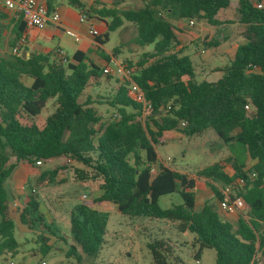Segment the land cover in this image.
Wrapping results in <instances>:
<instances>
[{
  "label": "trees",
  "instance_id": "16d2710c",
  "mask_svg": "<svg viewBox=\"0 0 264 264\" xmlns=\"http://www.w3.org/2000/svg\"><path fill=\"white\" fill-rule=\"evenodd\" d=\"M109 1L114 5L101 8H86L82 0L68 3L104 22V29L93 35L97 45H104L109 33L125 21L135 25L140 45H153L134 64L126 62L136 66L131 80L152 110L141 119L140 105L129 94L130 80L119 76L114 77L113 95L104 98L114 110L108 118L91 106L89 94L83 99L89 85L112 78L92 61L90 49L76 50L63 60L53 52L28 51L25 42L16 54L0 55V255L13 256L19 247L5 181L19 162L35 165L64 158L40 171L33 186L24 187L28 193L19 221L30 229L36 225L51 232L39 212L36 190L44 184L65 183L68 175L90 194L101 191L80 199L68 211V233L57 237L68 244L64 251L68 264H81L82 256L98 254L105 243L109 213L172 221L178 232L194 235L191 247L196 259L209 248L215 252L214 264H264V0H142L143 6L127 9L116 7L124 0ZM55 2L43 4L50 12ZM232 6L245 43L236 47L228 64L199 78L190 56L175 49L180 30L172 21L201 20L217 26L218 12ZM17 21L12 48L26 30L21 16ZM218 44L213 39L208 45ZM119 46L109 55L103 50L96 53L108 62L120 52ZM50 100L54 108L39 125L36 118ZM207 129L225 145L240 144L255 160L246 168L244 159L231 155L195 172L215 200L242 198L246 213L239 214L235 224L209 200L195 207V178L158 161L155 146L163 144L165 132L199 135ZM225 164L232 173L225 171ZM226 187H230L227 194ZM172 193H178L181 202L161 207L159 197ZM37 237L44 257L53 247L48 237ZM179 245L160 238L148 242L147 248L154 263L166 264ZM173 259L180 262L178 256Z\"/></svg>",
  "mask_w": 264,
  "mask_h": 264
},
{
  "label": "rangeland",
  "instance_id": "374dc122",
  "mask_svg": "<svg viewBox=\"0 0 264 264\" xmlns=\"http://www.w3.org/2000/svg\"><path fill=\"white\" fill-rule=\"evenodd\" d=\"M82 1L85 3L86 8L90 5L94 8H101L102 6L111 7L114 5V3L109 0ZM54 4L62 8H72L76 10V13H79V9L69 5L68 0H56ZM141 6H143L142 0H124L116 4V7L119 9L138 8ZM236 14V10L233 6L222 11L218 17L219 20L221 22L224 20H233V24L224 21V25L219 24L215 27H211L201 20L194 21L193 25H189V22L186 20L182 21L186 34L189 36L200 35V37L188 43L186 35L180 33L182 41L186 44L182 49L194 60L193 65L196 75L199 78H203L214 67L229 63L226 55L218 57L215 61L210 60L208 62L206 58H210L209 56L214 50L226 51L229 55V46L232 43H236L237 45L245 43L243 37H238L240 35L239 32L242 30L241 27L243 26L237 23ZM75 24L81 28L82 31L86 30L87 26L92 28L94 25H99L101 27L104 25L96 21L92 16L84 21L77 20ZM90 24H92V26H90ZM204 34H206V36H204ZM227 34L229 37L227 40H224L223 35ZM212 39H217L220 46L215 49L210 47L208 44ZM36 43L50 49L60 45V47L67 52L68 57L72 55L75 44H77L72 37L66 34H64L62 38L55 37L53 40L48 41L36 37ZM116 46H119L120 52L115 58L124 62L131 61L132 64L141 57L142 53L153 50L152 44L142 46L137 42L135 25L126 21L120 28L111 31L107 42L100 47L104 52L110 53ZM197 50H205L206 53L197 57L195 54ZM114 77H116V75H113L112 78L107 81H100L98 85H89L84 93L85 95L82 97L84 99L85 96L89 94L93 102L91 106L105 118H108L110 114L114 112L111 107L104 103V98L111 97L117 86ZM98 101L100 103H98ZM53 108L54 101L50 100L43 109L40 117L37 118L39 125H42L44 118L51 113ZM141 119L143 120L144 118ZM155 150L158 155V160H165L169 157L170 160L167 161L166 165L176 171L189 174L188 176L191 175L197 180L199 179L195 175L197 170L219 160H223L225 156L231 152L233 153V158L238 160L244 159L246 167L249 168L252 165L251 159L246 157L244 148L240 144L233 143V145L228 144L225 146L211 129H207L199 135H184L176 130L165 132L163 144L156 145ZM63 161L64 158L54 159L50 162V166L59 165ZM225 166L229 168V165L225 164ZM42 167L47 169L49 165L45 163ZM8 180L9 179L4 183L7 201L9 203L16 201L19 207L15 208L13 212L16 220L14 236L19 242L16 259L21 264H36V261L41 260H45L47 262L46 264H68L69 260L63 255L64 251L68 248V244H64L63 240L57 239V237H62V235L68 233V211L76 201L82 199L79 198V196L82 193H86V191L82 190L76 182H74L72 175H68V180L60 185H47L43 189L38 187L36 190V199L40 203L39 208L43 219L47 220L46 225L49 226L53 234L56 235L54 237L52 234H46L48 230L45 228L37 230V226L33 225L32 229H27V225L24 226V224L20 223L18 215L21 212L22 205L25 203L28 190L24 192H12L9 188ZM29 183L33 186V179H31ZM198 185L195 207H199L211 193L209 189L207 191L204 183L201 182L198 183ZM180 202L181 198L178 193L159 197V205L161 207H169L171 204H178ZM246 208L247 206L244 204L233 216L223 212L221 216L224 218L227 216V218L235 224L239 214L245 215ZM13 213L12 216H14ZM48 220H53V225H51ZM40 231L44 236L50 238L52 241L50 245L54 247L45 257L41 256L40 250L38 249L39 239L37 236L40 234ZM193 237L194 235L192 233L178 232L175 228V224L167 219L130 217L120 213H109L104 236L105 243L102 249L96 256H82L81 264H156L152 260L150 251L147 248V243L152 239L160 238H170L176 241L177 244L182 243V245H179V249L174 252L173 256L167 258L166 264H175V260L173 259L174 255L178 256L180 259V262L177 264H214L215 252L213 249L209 248L203 249L200 256L197 258L198 262L196 261L194 257L195 249L191 247ZM33 252L37 254L33 255ZM51 257L53 259L48 261L47 259ZM7 258V255H0V264H7Z\"/></svg>",
  "mask_w": 264,
  "mask_h": 264
},
{
  "label": "crops",
  "instance_id": "0c3cea01",
  "mask_svg": "<svg viewBox=\"0 0 264 264\" xmlns=\"http://www.w3.org/2000/svg\"><path fill=\"white\" fill-rule=\"evenodd\" d=\"M41 3H44L45 0H39ZM228 9V8H227ZM227 9H224V10H220L216 16V18L219 20V14L222 12V11H225ZM52 11H57L60 15V22L58 25H53V24H49L47 25L44 29L42 30H38L36 28H28L26 27V30L24 32L25 36H26V44H25V48L28 49V51H40V52H53L56 48H61L60 45H57L55 46L53 49H50L48 47H43L39 44L36 43V37H40V38H43L44 40H53L55 37H59V38H62L64 34H66L64 32L65 29H70L72 30L77 36H78V40H74L75 43V47H74V51L73 53L76 51V50H80V51H86L88 49L92 50V53H90V58L92 59V61L101 66L102 68L106 65L107 61L101 59L96 51H100L102 50L100 45H97L94 41V37L92 35L89 34V29L90 27L87 26V29L86 30H81V28H79L78 26H76L75 22L77 20H79V17H78V14L79 13H76V10H73L72 8H62L60 7L59 5L57 4H53V8H52ZM94 18L96 21L98 22H101L104 24V22H102L101 20L95 18V17H92ZM88 19V17H87ZM236 19H237V14H236ZM18 16H15V14L6 9L2 3V1L0 0V55L1 56H8V55H11L12 54V44H11V41H12V34H13V31L15 29V27L17 26L18 24ZM80 21V20H79ZM225 22L227 23H230V24H233V20H224ZM223 22H221L219 20V22H221L220 24L224 25ZM178 28H179V32L177 33V40H178V44L175 46V49L176 50H182L184 54H187V52H184V50L182 48H184L186 46V44L182 41V38L180 36V33H183L186 35V37L188 38V43L189 42H192L193 40H195L196 38L200 37L199 34L197 35H193V36H189L188 34H186L184 32V24L182 21H179V20H173L172 21ZM204 22V21H203ZM206 23V22H204ZM238 23V22H237ZM240 24V23H238ZM241 25V24H240ZM90 26H92V24H90ZM211 27H215V26H212L210 25ZM92 28H95L97 31H102L104 29V25L103 27L99 26V25H94ZM243 28V27H241ZM241 32V31H240ZM239 32V34H240ZM67 35V34H66ZM69 36V35H68ZM204 36H206V34H204ZM71 37V36H70ZM228 34L227 35H223V39L224 40H227L228 38ZM238 37H241L240 35ZM213 40V39H212ZM220 46V43L216 46V47H212L213 49L217 48ZM238 45L235 43V44H231L229 46V55L226 53V51H216L214 50L212 52V54L209 56L210 58H206L207 61L209 62L210 60L211 61H215L218 57H221V56H224L226 55L228 60L230 61L233 56H234V53H235V50H236V47ZM63 50V48H61ZM203 51V52H202ZM65 56H68L67 55V52L65 50H63ZM195 52V51H194ZM72 53V54H73ZM106 54H110L109 52H105ZM206 53L205 50H197L196 51V56L199 57L200 55L202 56V54ZM28 53H25V55L27 56ZM189 56V55H188ZM71 57V56H70ZM113 57V56H110V58ZM192 62L194 61L193 59H191ZM217 67V66H216ZM47 106V105H46ZM42 113V112H41ZM41 115V114H40ZM40 115L37 117L39 118ZM36 118V120H37ZM231 145H233L231 143ZM226 146V145H225ZM233 156L232 153H229L225 156V158L227 157H230V156ZM158 157V155H157ZM247 158L249 157L248 155L246 156ZM54 159H57V158H54ZM54 159H50L48 161H46L45 163H47V165H49V167L47 169H50L52 168L50 166V162ZM251 159V158H250ZM162 160V159H161ZM160 162V160H158ZM219 161H222V160H219ZM218 162V161H217ZM45 163H42L40 166H37V165H34V164H28V163H25V162H19L17 164V166L14 168L13 172L11 173L10 177L8 178V184H9V188L11 189L12 192H15V191H22L24 192L25 189L24 187L27 186L29 183V181H31V179H35L36 176L39 174L40 171L44 170L45 168H43L42 166H44ZM251 163L252 165L255 163V160L251 159ZM229 165V164H227ZM168 168L171 169V167H169L167 165ZM230 168V169H229ZM229 168H227L226 166L224 167L225 171L228 172V173H232V169L229 165ZM248 168V167H246ZM174 170V169H173ZM180 172V171H179ZM189 175V174H187ZM194 175V174H192ZM191 178H194L193 176H189ZM204 183L205 185V182L203 179L199 178L198 180L195 178V198L197 196V189L199 187L198 183ZM77 184V183H76ZM47 185L49 184H44V185H41L40 188L43 189L44 187H46ZM78 185V184H77ZM206 189L208 191V187L206 186ZM210 191V189H209ZM211 192V191H210ZM101 193V191H95L93 193H89L88 191H86V193H82L79 198H82V195L83 194H86V198L87 197H92V196H97ZM205 200H209L211 202H213L217 208V210L219 211L218 209V201L215 200L213 198V195H212V192L209 194V196L205 199ZM204 200V201H205ZM26 201V200H25ZM80 200L76 201L73 205H75L76 203H78ZM203 201V202H204ZM202 202V203H203ZM196 203V201H195ZM25 204V203H24ZM40 204V203H39ZM7 206H8V211H9V215L12 217V219L14 220V222L16 221L15 220V214L13 213L15 211V208H19L18 207V204L16 203V201H12V203H9L7 201ZM200 206V205H199ZM23 207V205H22ZM39 209V212H41L40 208L38 207ZM12 213L14 214V216H12ZM220 215L222 212H220ZM230 216H233V214H228ZM226 216V215H225ZM224 218V217H223ZM225 219H227L229 222H231L227 216L225 217ZM238 219V218H237ZM18 220H19V215H18ZM49 221V220H48ZM51 223V225H53V220H50L49 221ZM44 223L47 224V220L44 219ZM233 223V222H231ZM25 226V225H24ZM26 228V227H25ZM44 227L42 226H39L37 227L36 229L37 230H40ZM29 229V228H27ZM40 234L41 231L39 232ZM45 233V232H44ZM53 232H47L46 234L48 235H51ZM39 235V234H38ZM49 238V237H48ZM58 239V238H57ZM50 242H52L49 238V241H48V244H50ZM54 248V247H53ZM52 248V249H53ZM51 249V250H52ZM50 250V251H51ZM49 251V252H50ZM18 252V250H17ZM17 254V253H16ZM16 254L11 256V253H7L6 255L8 256L7 258V264L10 262V261H13L15 262L16 264H21L17 259H16ZM33 255H36L37 253L33 252L32 253ZM64 255V254H63ZM45 257V256H44ZM53 258H48L47 260L50 261L52 260ZM42 261H45V260H42ZM42 261H36V264H41ZM46 262V261H45ZM47 263V262H46Z\"/></svg>",
  "mask_w": 264,
  "mask_h": 264
},
{
  "label": "built area",
  "instance_id": "2783aa9c",
  "mask_svg": "<svg viewBox=\"0 0 264 264\" xmlns=\"http://www.w3.org/2000/svg\"><path fill=\"white\" fill-rule=\"evenodd\" d=\"M4 7L10 11H12L15 16H21L25 26L28 28H36L38 30L44 29L47 25L53 24L58 25L60 22V15L57 11H47L46 7L39 0H1ZM261 4H257V7H260ZM79 20L84 21L87 19V15L85 12H79L78 14ZM193 20L189 21V25H193ZM64 32L73 37L74 40H78V36L70 29H65ZM90 35H96L97 30L95 28L89 29ZM26 38L25 34H23L19 40L16 42L15 46L12 48V54H16L18 52L19 46L25 44ZM203 52V51H202ZM55 57L65 60V54L61 48H56L53 51ZM252 68H256L255 65ZM104 74L108 75H116L120 77H125L130 80L129 86V94L134 101H136L140 105L141 110V118H145L146 115L150 114L152 107L148 100H146L142 90L131 80V76L136 71L135 65H128L126 62L119 60L115 57H111L106 65L102 68ZM247 110H249L248 106H245ZM181 126H185V122L181 123ZM170 158L167 157L165 160H160V163L163 166L167 167V161ZM42 163L40 161H36L37 166H40ZM151 171H154V167L151 168ZM254 176V174H251ZM230 187H226L223 192L227 194L229 192ZM86 198V194L82 195V199ZM244 206V202L241 197L235 196L233 198L226 197L224 200L218 201V209L220 212L226 214H235L239 209ZM198 262V259H196ZM8 264H16L13 261H10ZM41 264H45V262H41Z\"/></svg>",
  "mask_w": 264,
  "mask_h": 264
}]
</instances>
